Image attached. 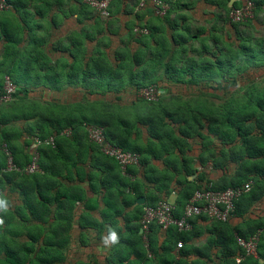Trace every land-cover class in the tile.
I'll list each match as a JSON object with an SVG mask.
<instances>
[{"label": "trees", "instance_id": "obj_1", "mask_svg": "<svg viewBox=\"0 0 264 264\" xmlns=\"http://www.w3.org/2000/svg\"><path fill=\"white\" fill-rule=\"evenodd\" d=\"M60 1L7 0L10 7L5 11L12 16L0 12V90L5 76L16 85L7 105L11 112L4 115L0 107V197L8 200L4 192H16L19 197L13 208L0 212L4 220L0 225V264H64L73 227L79 229L81 244L85 242L83 230L91 229L101 239L109 229L117 232L119 242L110 245L103 264H264V217L246 225L230 222L231 217H242L264 196V84L250 82L232 92L226 90L227 100L219 104L203 98L205 94L219 96L213 90L226 89L228 85L222 82L230 83L228 79L235 86L237 74L252 64L264 65V0H253L254 16L241 22L228 17L238 1L228 6L229 0H202L214 5L215 10L209 26L194 31L189 26L191 12L199 0H164L169 7L163 16L155 14L157 22H143L138 13V20L125 21L119 30L116 14L121 13L122 0L109 2L108 17L87 1L75 0L81 8L76 6L77 10L70 12L91 17L89 26L100 17L108 25L115 19V42L128 45H116L115 49H43L46 40L37 36L36 28L43 25L49 7ZM134 5L128 11L123 7L122 14L132 13ZM37 6L39 20H27L28 10ZM183 9L188 10L187 15ZM22 11L26 16L20 15ZM257 19L263 24V32L252 35L249 29ZM134 27L147 32L134 31ZM25 30L30 31L33 46L19 49ZM54 53L59 55L53 58ZM17 55L25 58L16 60ZM5 57L8 64L3 63ZM63 83L81 89L79 97L71 100L73 107H64V116L49 118L41 111L43 106L56 103L55 99L21 104L18 95H27L29 88L61 91ZM161 83L209 87L206 91L200 87L197 94L182 98ZM150 85L165 92L154 101L137 95L140 88ZM124 89L134 92L130 106L143 101L133 114L117 103ZM108 92L115 100L104 99ZM15 98L17 101L10 103ZM35 101L43 106L35 105ZM16 105L23 109L21 113L12 111ZM89 125L101 126L104 138L121 150L137 153L138 165L122 170L89 139ZM50 137L53 143H45ZM35 138L40 141L35 148L40 170L25 173L23 169L33 156L27 146ZM194 143L199 153L191 156ZM4 145L19 170L8 167ZM193 160L198 161L200 170L191 164ZM208 164L221 171L217 180L206 176ZM228 165H232L231 170ZM190 175L194 178L188 179ZM247 181H251V189L234 200L227 221L200 214L187 219L190 229L180 230L174 225L163 229L153 221L139 233L145 206H154L174 194V215L179 217L196 189L223 190ZM87 191L99 195L104 205L99 219L90 213L97 200L88 198ZM138 197H144V204L137 203ZM80 205L82 212L78 211ZM129 207L132 209L126 210ZM207 220L209 236L197 245L194 240L203 233L200 223ZM256 232L259 240L253 256L246 253L237 236L248 239ZM179 241L182 244L177 247Z\"/></svg>", "mask_w": 264, "mask_h": 264}, {"label": "crops", "instance_id": "obj_2", "mask_svg": "<svg viewBox=\"0 0 264 264\" xmlns=\"http://www.w3.org/2000/svg\"><path fill=\"white\" fill-rule=\"evenodd\" d=\"M122 2H123L124 9L127 11L129 10V6L133 7V4L132 3L129 4L127 0H123ZM139 2L140 1H138V3L134 5V8H133L134 10L130 14H122L123 7L121 3V6H120L121 9L119 11L121 13L116 14V16L119 17L118 18L119 21H117V26H116V27L120 26L118 27V30L123 26V23L125 24V21H130L133 18L135 19V21L138 20L137 18H135V15L138 13L142 15L141 18L139 19H141L143 22H151L152 17H156L153 6L151 5L150 2L146 3L143 8L138 7ZM76 6L78 9L81 8L80 4L76 2L75 0H61L59 4L54 3L52 6L49 7L47 12L44 14V18H43L44 20L42 23L43 25L38 26L36 28V33L38 34L37 36H39L41 39L45 38L46 40L45 45H43V49H115V46H116L115 45V28H116L115 19L113 23L110 22L111 24L108 25L109 23L108 24L106 23L108 21L106 20L104 21V19L100 17V20H98L96 24H93V25L90 24L89 26L88 24L93 22V20H91V17H89L88 15L87 16L79 15V13H76V12H70V11H76L77 10ZM196 6L200 7L201 16L199 17V13L196 12L198 11L197 9L195 11L192 10L191 13H193L192 14L193 19L190 21L192 23H195L194 25L193 24L189 25L192 31L196 30L197 27L199 26L207 27L209 25L208 21L213 17L211 10L213 9L215 10L214 5L210 6L202 0L197 1ZM39 8H40L39 6H37L36 8H30L31 10L30 13L33 12V18H32L33 20H39L40 18ZM206 11L207 13H205ZM113 17L115 18V13ZM202 23H205V25ZM30 34L31 33L29 30L24 31V33L22 34V41L19 45V48L25 47V46L29 47L28 42H29ZM54 55L55 56H53L52 54L53 58H55L59 54L54 53ZM21 56L25 58V56L23 55ZM24 63L25 62H23V64ZM35 88L28 89L29 94L27 93V95H25L27 96L26 97L27 99L28 98H31L33 100L42 99L41 101H43L46 99L47 95L53 96L52 95L53 92L56 93L55 97H58V98L61 97L63 99L66 98V94H60L59 92H56L54 90H48V89L43 90V89H38L37 87ZM72 96L69 95V98ZM22 138H24V136H22ZM195 144L196 143H194V146ZM27 147H29L28 148L29 151L31 150L34 151L36 148V144L32 140V142ZM197 147L199 148L198 144H197ZM192 151L193 149L190 151V155L194 156L195 153H192ZM158 163L159 162H156L157 165ZM159 166H161V163L159 164ZM228 166H229L228 169L231 170L232 165H228ZM208 167H211V165L208 164L207 168ZM205 169H204V172H205ZM216 174L217 176L214 178H212V176H207V177L212 180H217L220 177L221 171L217 172ZM135 176L140 177V173ZM84 184H85L84 185L85 188L88 189L86 183ZM15 195H17V199L19 202L18 194H15ZM86 195L90 199L94 198L97 200V206L94 209L90 210V213L94 218L99 219L101 215L100 213L104 209V205L99 199V195L90 193L89 191H87ZM171 198L174 199V194H171L168 197V200ZM130 209H132V207H129L126 210L130 211ZM83 210H84L83 206L80 205L78 207V211L82 212ZM261 217L262 218L264 217V196L262 197L260 201L256 202L255 205L252 206L246 213H244L242 217H235V216L231 217L230 222L233 225H240V224L246 225L247 221H255L257 219H260ZM209 223L210 222L208 220L200 223V227L203 230V233L194 240L195 244L202 245L206 241V239L209 236L208 231L206 230V227L207 225H209ZM77 230H78V239H77L78 243H80L82 247H87V246H90L92 244V240H94L95 242L94 244H96L95 246L97 247V250H98L97 252H95V256H98L99 253H101V257H102V259L99 256L100 258L98 259L96 257V258H93L92 261H85V260L84 261L90 264L95 261L98 264H103L105 256L109 253L110 246H105L102 243L101 238H96L95 233L91 229L83 230L86 240L84 244H81L82 242L80 241V237H79V229L77 228ZM139 233H140V230H139ZM161 238L162 236L160 237V239ZM253 256H256V255H253Z\"/></svg>", "mask_w": 264, "mask_h": 264}, {"label": "built area", "instance_id": "obj_3", "mask_svg": "<svg viewBox=\"0 0 264 264\" xmlns=\"http://www.w3.org/2000/svg\"><path fill=\"white\" fill-rule=\"evenodd\" d=\"M90 5L94 6L103 16H109V2L111 0H85ZM239 2L238 6H232L228 17L233 22H241L253 17L254 14V2L253 0H235ZM151 3L154 12L158 16H163L168 9V3L163 0H140L138 7L143 8L146 3ZM8 6L6 0H0V10L5 9ZM134 31H140L146 33L147 30L141 27H134ZM15 91V85L11 80L6 77L5 84L2 90H0V105L7 103L13 98ZM162 94L161 89H158L155 85L140 88L138 96L146 100H156L157 96ZM103 129L99 126H88L89 139L100 146L101 151L113 157L124 170L127 165H138L139 156L137 153L131 151H123L119 147L113 145L104 138ZM69 133L68 129L63 131ZM36 145L40 143L38 139H34ZM45 143L52 144L53 137H50L44 141ZM4 152L8 157V167L19 170L12 164L11 153L4 145ZM38 155L36 151H33V156L30 163L23 169L25 173H33L40 170L37 164ZM251 181H247L241 185L235 187H229L226 189H211L209 187H203L196 189L185 204L182 216L174 215L173 201L160 200L154 206H145L144 214L141 219L142 230L148 228L149 223L156 222L163 229L170 225L176 226L180 230H186L191 228V224L187 219L206 214L209 218L227 221L234 210V200L242 193L248 192L251 189ZM259 240V232L254 233L248 239L237 236L238 243L245 249L247 254H256V245ZM181 241L177 243V247H180ZM239 260V258H237Z\"/></svg>", "mask_w": 264, "mask_h": 264}, {"label": "rangeland", "instance_id": "obj_4", "mask_svg": "<svg viewBox=\"0 0 264 264\" xmlns=\"http://www.w3.org/2000/svg\"><path fill=\"white\" fill-rule=\"evenodd\" d=\"M138 1H140V0H127V2H129V4L132 3L133 5L136 2L138 3ZM184 2H189V1L188 0H179V3H184ZM196 9L198 10L196 12L199 13V17H200L201 16V13H200L201 9H200L199 6L195 5V10ZM213 10H211V11H213ZM28 11L29 12H28L27 16L23 13V11L20 12V15H25L26 18L28 17L27 20H31L33 18V12L30 13V11H31L30 9ZM182 12L187 15L188 10L187 9H183ZM1 15L12 16L11 13L8 12V11H3ZM29 15H30V17H29ZM258 17L260 19L261 15H258ZM151 22H157V17H152ZM192 24L194 25L195 23H192ZM202 24L205 25V23H202ZM252 24H253V26L249 29L250 33L252 35H255V34L256 35H261L262 32H263V24H261L258 19L257 20H253ZM179 32L181 34H185V32L183 30H180ZM231 41H233V38H231ZM150 43L153 46V43L151 42V39H150ZM28 44H29V47L25 46V47H20L19 49H29V48H31L33 46V43H31V42H29ZM115 45H117L119 47V45L120 46H125V45H128V43L125 44L124 41L121 42L120 40H118V41L116 40ZM20 57H21V55L20 56L17 55V57L15 59L19 60ZM3 63L4 64H8L9 63V58L5 57L3 59ZM236 79H237L236 80L237 83H236L235 86H233V83L230 84L231 83V79H228L229 80L228 82H230V83H226L225 81L222 82V85H228L226 89L213 90V92H217L219 94V96L212 97L210 95L205 94V95H203V98H205V99L207 98V100H211L212 102H215L216 104H219V103H221L223 101V99L227 100L228 95H225V91L226 90L232 92L233 90H235V88L236 89L242 88L243 86H245L246 84H249L250 82H255L256 84L263 85L264 84V65L253 66V64H252L251 66L246 68L243 72H240L239 74H237ZM161 85L163 87L166 86V88L170 91V93L175 94V95H181L182 98H186V97H189L191 95L197 94L198 93L197 91H198V89L200 87H203V90H205V91H206L205 87H209V85H204V84H202L201 86H197L196 88L192 87L191 85L188 86L187 84H169V85L165 84L164 85V84L161 83ZM212 85L217 86L215 83H213ZM61 86H64L63 90H61V91L54 90V91L59 92L60 94H66V98H64L63 100L61 99V97H59V98L55 97L56 93L53 92V94H52L53 96H51V95H47L46 96L45 95L46 96L45 100L55 99L56 103L50 104L48 106H43L42 102H40V101L33 102L35 105L43 106L41 111H43V113L45 115L49 116V118H50V116L51 117L52 116L53 117L64 116L66 114V110L70 109V106L68 108L65 107V106H68V104H71V108H72L73 107V102H71V100H75L76 98L79 97V90H81V89H79V87L70 86V85H67L65 83H63ZM219 88H220V86H219ZM65 90H67V91H65ZM133 93L134 92L132 90H129V89L122 90L121 98H120L119 102H117L118 104H120L122 106L123 105L127 106L128 107L127 110L128 109L131 110L132 114L135 113L139 109V104L143 103V101L139 100V101L136 102V106L138 108L136 106H134V104H133V106H130L129 105L130 102L134 101L133 100V98H134ZM172 94L167 95V96H172ZM229 94H231V93H229ZM69 95H71V96L73 95V96L69 98ZM137 95H138V93H137ZM18 96L22 97V99H23V97L25 95L24 94H20ZM98 96L100 97V95H98ZM22 99L20 101H22L21 104H23V106H28V104L33 101V99H31V98H28V99L25 98L23 100ZM68 99H70V100H68ZM104 99H113V100H115V95L113 93H111V92H108L106 94V98H104ZM15 100H16V98L14 100H12L10 103L14 102ZM8 103L9 102L0 105L2 110L5 112L4 115H6L8 112H11V110L7 108V105H9ZM76 106H79V104H74V107H76ZM64 107L66 108V110L64 109ZM18 108H19V105H16V107H14L12 111H14V112L16 111V112H20L21 113L23 111V109H21V108L18 109ZM89 126H93V125H89ZM99 127H101V126H99ZM192 149H193L192 153H195L194 156H196L198 154V152H199V148L197 147V143L195 144V146L193 144ZM31 152L33 153V150H31ZM36 154H37V152H36ZM191 164L195 168H197L199 170L201 169V167L198 165V161L193 160L191 162ZM217 172H220V170H215V169H213L211 167H208V168L205 169L206 176H212V178L217 176V174H216ZM15 194H17V193L16 192H12V193H6V195H5V196H8L9 209L13 208V206H15L18 203L17 195H15ZM106 201L107 200H105V203H106ZM169 201H173V199L171 198V199H169ZM75 212H76L75 213V218H76L77 215H78V211L76 210ZM77 239H78V230H77L76 227H73L72 230H71V242L72 243L69 245V248L67 250V260H66V262L64 264H74V262H76V261H84V260L85 261H92L93 258L97 257V259H98V258L101 257V253H99L98 256H95V252H97L98 250H97V247L95 246L96 244H94L95 243L94 240H92V244L90 246L82 247L80 245V243H78ZM85 240H86V238H85ZM91 253H93V254H91ZM101 259H102V257H101ZM85 261H84V263H85Z\"/></svg>", "mask_w": 264, "mask_h": 264}, {"label": "clouds", "instance_id": "obj_5", "mask_svg": "<svg viewBox=\"0 0 264 264\" xmlns=\"http://www.w3.org/2000/svg\"><path fill=\"white\" fill-rule=\"evenodd\" d=\"M6 2H7V0H6ZM164 2H166V1H164ZM7 4H8V6L5 9L0 10V12L5 11L10 7V4L8 2H7ZM253 16H254V14H253ZM6 77H8L11 80V78L9 76H5V80H6ZM5 80H4V84H5ZM11 82L15 85V83L12 80H11ZM15 91H16V85H15ZM8 210H9L8 200L3 198V197H0V212L6 213ZM3 224H4V220L0 219V225H3ZM118 242H119V236H118L117 232L115 230H112V229H109L108 235L102 238V243L105 246L115 245Z\"/></svg>", "mask_w": 264, "mask_h": 264}, {"label": "water", "instance_id": "obj_6", "mask_svg": "<svg viewBox=\"0 0 264 264\" xmlns=\"http://www.w3.org/2000/svg\"><path fill=\"white\" fill-rule=\"evenodd\" d=\"M233 1H235V0H229V2H228V6H232V3H233ZM165 92V89L164 88H161V93H164ZM194 178V175H190L189 177H188V179H193ZM144 202H145V199H144V197H138L137 198V203L138 204H144ZM142 232V228L140 229V233Z\"/></svg>", "mask_w": 264, "mask_h": 264}]
</instances>
